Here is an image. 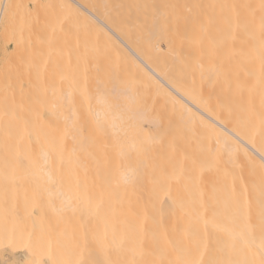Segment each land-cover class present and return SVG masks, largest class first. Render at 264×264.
<instances>
[{"label": "bare ground", "instance_id": "1", "mask_svg": "<svg viewBox=\"0 0 264 264\" xmlns=\"http://www.w3.org/2000/svg\"><path fill=\"white\" fill-rule=\"evenodd\" d=\"M74 1L93 34L77 55L62 105L56 102L64 114L52 119L55 135L40 133L46 100H38L35 84L48 82L52 68L41 81L33 74L37 45L28 59L40 111L36 101L22 99L19 84L21 101L11 90L0 97V168H17L15 175L6 171L13 176L0 169V179L7 178L0 180V218L13 224L30 208L24 218L33 216L15 229L7 224L17 231L15 243L28 251L37 243L54 261L61 240L49 228L58 220L54 227L75 240L71 253L87 248L81 257L75 251L78 259L73 254L78 264L85 257L81 264H89L93 245L104 264H264V225L257 219L264 215V0H105L103 11ZM8 2L1 0L0 27ZM32 107L37 121L29 118ZM34 163L40 176L37 166L31 178ZM21 171L40 177L33 180L40 188ZM20 176L23 189L36 188L25 192L35 194L16 195ZM70 222L86 225L89 235L79 226L73 232L90 241L79 242Z\"/></svg>", "mask_w": 264, "mask_h": 264}, {"label": "rangeland", "instance_id": "2", "mask_svg": "<svg viewBox=\"0 0 264 264\" xmlns=\"http://www.w3.org/2000/svg\"><path fill=\"white\" fill-rule=\"evenodd\" d=\"M9 2H8V5H6V7L8 6V9L6 8L5 9V12L7 11V13H4V17H3V19H2V23H3V25H2V23H1V27L0 28H2L1 29V32H0V42L2 43H0V48L2 47V49L0 50V74L3 76V75H5L4 77H2L1 79H0V85L2 86L1 87V89H0V97H3V95H4V93L6 94V92L7 93H11V92H8V91H12V92H16L15 93V101L17 100V98H18V100H20L21 101V99H20V97H19V93H18V91H16V87L18 86V84L19 85H21L22 86V88H20V86H19V88H20V91H21V93H22V99H23V95H25V98H26V101H29V100H32L31 102H35L36 101V103L38 102L39 103V101H37V98H36V96H37V94H35L36 92L38 93V91H33L34 89V81L33 80H31L32 78H33V76L34 75H29V74H31V71H32V69L30 70V65L31 66H33V63H34V61L33 60H37L39 63H37L36 62V65H38L37 66V68H38V71H39V73H38V71H37V73H35L36 72V70L33 72V74H36V75H38V77H39V75L41 76V78L39 77V79L38 80H40L41 81V79H43L44 78V76L46 75L47 76V74H45V73H47V70H48V67L51 69L52 68V73H50V75H48L49 77H47L48 78V82L46 81V79L44 80L43 79V81H41V83L43 84L42 86H40V84L41 83H36L35 85H36V88L40 91L39 93L40 94H43V95H40L39 94V96H37L38 97V100L40 99V98H43L44 99V101L45 102H40V104H51V105H46L45 104V107L43 106V107H41V111H42V109H44L41 113H42V116H43V119L46 121L45 123H46V125H43L41 128H40V133H41V130H43V132H44V134H42V135H44V138H46V136L47 137H51L52 138V136H54L55 135V133H54V131L56 132V128L55 129H53V126H56V123H54L53 122V120L52 119H56L57 118V121H58V116L60 115H62V114H64V112L63 111H61V107H59V105H62L61 104V99H60V97H62L61 96V94H62V92H63V90H65L66 88H67V85H69L68 83L70 82L71 83V78H73V77H71L72 76V70H74V69H78V59L77 58H79V56H80V52H83V50H85V45L88 47L89 46V44L91 43V39H90V33H92V30L91 29H87V25H88V28L90 27L89 25H90V23L91 22H89L88 20L90 19L89 17H88V14L87 13H84V12H82V9H80L79 8V6H77V4H76V2L74 1V0H25L26 2H27V4H26V2L24 1V0H18V1H16L15 0V3H16V6H15V4H14V6H13V3H12V1L13 0H8ZM37 3H36V2ZM77 1H79L81 4H84L85 6H87V7H89V8H96L97 10H99V11H103L104 10V5H105V3H104V1L105 0H77ZM111 1H113L112 3H115V1H117V0H111ZM122 1H124V2H135V1H137V0H122ZM51 2V3H50ZM106 2V1H105ZM107 2H109V0H107ZM10 3V4H9ZM25 3V4H24ZM108 4V3H107ZM0 6H1V0H0ZM12 6V7H11ZM29 6V7H28ZM13 8H15L16 9V11L17 12H19V14H16L17 12H15V10L13 9ZM27 8V9H26ZM21 9V11H19V10ZM31 9V10H30ZM80 11L82 12V13H80ZM15 12V13H14ZM86 14V15H84V14ZM11 14L13 15V17L11 16ZM14 14H15V17H14ZM19 15V16H18ZM84 15V16H83ZM10 20V22H8L9 20ZM87 18H88V20H87ZM4 20H6V21H4ZM14 21V22H13ZM15 21H19V22H15ZM6 22V23H5ZM23 22V23H22ZM8 23H9V25H8ZM15 23H19V29L17 30V28L18 27H15ZM34 23V24H33ZM5 24H6V27H5ZM20 24H21V26H20ZM23 25V26H22ZM9 27V28H8ZM23 28V29H22ZM5 29V30H4ZM20 29L22 30L21 32H20ZM30 29H31V31H30ZM87 29V30H86ZM6 30H9V33H6ZM11 30H12V32H11ZM14 30V31H13ZM18 31H19V34H18ZM91 31V32H90ZM6 33V35H5V33ZM14 33H15V35H14ZM88 33V34H87ZM17 34V35H16ZM21 34V35H20ZM24 34V35H23ZM93 34V33H92ZM2 36H3V38H2ZM14 36V37H13ZM18 36H20L18 39H17V37ZM25 36V37H24ZM93 36V35H92ZM87 37H89V39H86ZM7 38V39H6ZM92 38V37H91ZM28 39H30V40H28ZM19 40V41H18ZM24 41H26L25 42V45H23V42ZM29 41H30V45H28V43H29ZM88 41H90V42H88ZM87 42H88V45H87ZM15 43L17 44V45H15ZM19 43H22L21 44V47L22 46H25V47H22V49H24L23 50V53H21V51H22V49L20 48V46L18 45ZM36 45H37V49L36 50H39V52L37 51V53H38V59L36 58L37 56H33L34 54H33V51L32 50H34L35 48H36ZM19 46V47H18ZM19 48L18 50H20V51H18L20 54H19V57H18V52H17V50L15 51V48ZM33 48L31 51H30V53L31 54H33L31 57L29 56V52H28V50H29V48ZM86 47V49H88ZM7 48V49H6ZM11 52V53H10ZM17 54H16V53ZM86 52V51H85ZM5 53V54H4ZM9 53V54H8ZM35 53V52H34ZM10 54H12L11 56H10ZM79 54V56H77ZM14 55V56H13ZM16 55V56H15ZM21 55H23V58H26V59H24L25 60V62H26V60L28 59V57H30L31 58V60H32V57H35V58H33V63H31L30 64V59H28L27 60V62H28V64L27 63H25L26 65H24L23 64V62H22V59L23 58H21ZM18 57V59L17 60H15L16 58ZM3 60H2V59ZM74 58H75V60H74ZM5 59V60H4ZM7 59H9V61L7 60ZM11 59V60H10ZM44 59V60H43ZM8 62H7V61ZM3 61V62H2ZM6 61V64L4 63ZM73 61H76L77 62V67L76 68H73ZM11 64H10V63ZM3 63H4V65H3ZM9 63V64H8ZM22 64V67L23 66H25V67H20L21 66V64ZM44 65V67H43V65ZM3 65V66H2ZM11 65H13V67H12V70H11ZM4 68L5 67V70H4V73H6L7 72V75L6 74H3V69H2V67ZM8 66V67H7ZM10 66V67H9ZM34 66H35V63H34ZM39 66L42 68H39ZM48 66V67H47ZM7 67V68H6ZM15 67V68H14ZM16 67H18L17 69H18V71H17V69H16ZM36 67V66H35ZM25 68V69H24ZM34 68V67H33ZM2 69V70H1ZM10 69V70H9ZM15 69V71H13ZM26 69H27V71H26ZM36 69V68H35ZM49 69V70H50ZM20 70V71H19ZM21 70H22V72H21ZM40 70H41V74H40ZM43 70V71H42ZM13 71V72H12ZM9 72H10V74H9ZM16 73V75H17V77L16 76H14L15 75V73ZM23 72H25V74H23ZM43 72V73H42ZM50 72V71H49ZM49 72H48V74H49ZM21 74H23V76L21 75ZM76 75V73H73V75ZM35 75V76H36ZM1 77V76H0ZM31 77V78H30ZM5 78V79H4ZM6 78H8L10 81H9V83L6 81ZM13 78V79H12ZM35 78V77H34ZM37 78V77H36ZM75 78H76V76H75ZM74 78V79H75ZM3 79V80H2ZM15 79V81H14V84H13V80ZM20 79H21V81H20ZM25 79H26V81H25ZM73 79V80H74ZM12 81V82H11ZM17 81V84H15V82ZM27 81H28V83H27ZM36 81V80H35ZM44 81H46L45 82V84H44ZM20 82L22 83V84H20ZM32 82V83H31ZM74 82H75V80H74ZM37 84H38V86H39V88H38V86H37ZM49 84L51 85V87H52V89H51V87L49 86ZM72 84H73V82H72ZM15 85H16V87H15ZM46 86H49V89L47 88V90L48 91H46ZM7 87V88H6ZM41 87V88H40ZM45 89H44V88ZM62 87H64L63 89H62ZM33 90H32V89ZM35 88V89H36ZM41 89H42V92H41ZM5 90H7V91H5ZM19 90V89H18ZM60 90H62V91H60ZM31 91H33V94L31 95L32 97H30V95H29V93L31 94ZM46 91V92H45ZM27 92H28V94H27ZM44 92V93H43ZM59 92H60V94H59ZM44 94H46V95H44ZM60 96H59V95ZM7 95V94H6ZM10 95V94H9ZM16 95H18V96H16ZM28 95H29V97H28ZM36 95V96H35ZM63 95V94H62ZM10 96H12V94L10 95ZM20 96H21V94H20ZM5 97V96H4ZM7 97V96H6ZM13 97V96H12ZM1 99V98H0ZM5 98H3V100H4ZM12 99V98H11ZM11 99H9V97H8V100H10L11 101ZM43 99H41L42 101H43ZM60 99V100H59ZM7 100V102H10V101H8ZM13 100V99H12ZM18 100L16 101V102H18ZM25 100V99H24ZM23 100V101H24ZM6 101V100H5ZM49 101H51L50 103H49ZM55 101V102H54ZM13 102V101H12ZM30 102V101H29ZM30 102V103H31ZM56 102H58V103H60L59 105L56 103ZM71 102V101H70ZM38 103H37V106H38V108H36V105H35V103L33 104H31L32 106H34L35 105V110L36 111H40V108H39V105H38ZM68 104H69V102H67ZM66 103V105L68 106V104ZM74 103V102H73ZM73 103L71 102V104H70V107L71 106H73ZM30 105V106H31ZM52 105H55V107L54 106H52ZM56 105H57V107H59V110L58 109H56ZM65 105V102H64V106L63 107H65L66 106ZM76 105V104H75ZM41 106V105H40ZM48 106V108H46ZM63 107H62V110H64L65 111V109H63ZM33 108V107H32ZM49 108H51V109H49ZM66 108V107H65ZM68 108H69V106H68ZM34 108H33V111L31 110V112L30 113H34ZM55 110V111H54ZM57 110H58V113H56L57 112ZM61 111V112H60ZM29 111H27L26 113L28 114V117H29V114L30 113H28ZM63 112V113H62ZM66 113H67V111H65ZM32 113V114H33ZM54 113V114H53ZM61 113V114H60ZM37 114H38V112H37ZM40 114V113H39ZM35 115V116H34ZM30 116H31V114H30ZM41 116V115H40ZM37 117H39L38 115H37ZM29 118H33V119H35L36 118V113H34L33 114V117L31 116V117H29ZM41 119H42V117H41ZM36 121H37V119H35ZM38 123L36 122H34L35 123V125L36 124H38L37 125V128H39L38 126L40 125V117L38 118ZM44 120H41V121H44ZM56 121V122H57ZM47 123H49V125L47 124ZM54 124V125H53ZM41 125H42V123H41ZM52 127V128H51ZM37 128H36V130H37ZM43 128V129H42ZM44 129H46V131L44 130ZM49 130H50V133H49ZM53 131V132H52ZM47 132V133H46ZM37 133L38 134H40L39 132H38V130H37ZM45 133H46V135H45ZM53 133V134H52ZM49 135V136H48ZM30 166H31V169L30 170H28L27 172L29 173L30 172V177L32 178V177H34V174H31L32 172H35L34 171V169L35 170H37L36 172H38V171H40V169H39V163L36 165V163H34V164H29ZM29 165L27 166V164H26V167H28L27 169H29L30 167H29ZM33 165V166H32ZM36 165V166H35ZM25 166V165H24ZM24 166H22V168L24 167ZM37 166H38V168H37ZM26 167H24V168H26ZM32 167H33V169H32ZM37 169H36V168ZM20 167H18V169H19ZM21 168V169H22ZM1 169V168H0ZM5 170V173H6V175L8 174V176L9 175H12L11 173H7V172H11L12 170H14V169H17V168H15L14 167V169L13 168H10V169H12V170H10V169H8V170H10V171H7L6 170V168H4ZM24 169H22V171H23ZM33 170V171H32ZM1 171H3L2 169H1ZM3 171V172H4ZM7 171V172H6ZM19 171H20V169H19ZM17 172V173H20V172ZM21 171V173H24V174H26V177L29 175V174H27V172L26 171H24V172H22ZM32 171V172H31ZM14 172V173H13ZM26 172V173H25ZM1 174H2V172H0ZM12 173L15 175V170L14 171H12ZM0 174V175H1ZM23 174V175H24ZM37 174H39V172L37 173ZM18 175V174H17ZM22 175V177L23 178H25L26 179V177H24ZM33 175V176H32ZM35 175H36V173H35ZM13 176V175H12ZM11 176V177H12ZM37 176H40V174L39 175H37ZM35 177L34 179H31L29 176V180L31 181H35L37 178H40V177ZM17 177V176H16ZM18 177H19V175H18ZM21 176H20V178H22ZM28 177H27V180H28ZM15 178V177H14ZM18 179L17 180V182H19L20 181V183H19V186H21L22 187V185L24 184V186H26L27 184H25V183H27V182H25L24 180L25 179ZM1 179H7V178H1ZM0 179V180H1ZM8 179H10V178H8ZM13 180V179H12ZM26 180V181H27ZM29 180H28V183H29ZM39 180V179H38ZM38 180L37 181H35V182H38ZM16 181V180H15ZM22 181L23 182H25V183H22ZM33 181V182H34ZM40 181V180H39ZM2 182H4V181H2ZM2 182H1V184H2ZM7 182H8V180H7ZM7 182L5 181V183L7 184ZM12 182H14V180L12 181ZM10 183L11 184V186H10V184H9V186H6V184L5 185H1V186H6L7 188L6 189H8L9 187V189L11 190V189H13L14 187L16 188V190H15V188L13 189L14 191H16L17 192V194L16 193H14V194H16V195H21L23 192V198L25 197H27V196H25V194H27L25 191V189L26 188H28L29 190L30 189H35L36 190V185L38 184V183H36L35 184V182H34V185L32 184V183H30L31 185H32V187L33 186H35L34 188H32V187H26L25 189H23V187L21 188V187H19L17 184H16V186H14V187H12L13 185H15L14 183ZM21 184V185H20ZM41 186V185H40ZM40 186H38L37 185V187H38V189L40 188ZM12 187V188H11ZM19 189V191H18V189ZM20 190L21 191H23L22 193L20 192ZM32 191V190H31ZM34 191H32V193H33ZM36 192H39L38 190L36 191ZM19 193V194H18ZM32 193H30L29 192V195L31 196L32 195ZM33 194H35V193H33ZM19 195V196H20ZM28 195V196H29ZM21 197H19L18 198V196H16V198L15 199H20ZM22 198V199H23ZM17 200H16V203L18 204L19 202L21 203H24L25 201H19V202H17ZM21 200V199H20ZM20 203L18 204V206L20 207ZM26 203H24V206L25 207H23L22 205L23 204H21V208H28V206L29 205H25ZM9 206V205H8ZM17 206V205H16ZM27 206V207H26ZM18 207V208H19ZM30 207V206H29ZM7 208H9V207H7ZM18 208H16V210L18 209ZM39 208L40 207H37V210L38 211H40L39 210ZM30 209H32V208H30ZM30 209H29V211H28V213H27V211H26V209L25 210H23V209H21V213L22 214H24L25 216L28 214L29 215V213H30V215L32 214V211H30ZM41 209V208H40ZM45 210V207L43 208L42 207V210ZM6 210H8V209H3V212L4 211H6ZM16 210H13V211H16ZM22 210H23V212H22ZM35 210V211H34ZM36 210V208L35 209H33V212L34 213H36V214H38L39 212ZM41 210V212H44L45 213V211L43 210L42 211ZM2 211V210H1ZM0 211V212H1ZM12 211V210H11ZM20 210L18 209V212H19ZM9 212V211H8ZM25 212V213H24ZM40 212V213H41ZM13 213H16L17 214V211L16 212H13ZM20 213V212H19ZM1 214H2V212H1ZM0 214V215H1ZM5 215H4V218L6 217V213H4ZM8 214V213H7ZM9 214H10V212H9ZM3 215V214H2ZM2 215H1V217H2ZM18 215V214H17ZM10 216H12V215H10ZM9 216V217H10ZM19 216V215H18ZM24 216V217H25ZM13 217H15V215L13 214ZM13 217H10V219L12 218L13 219ZM20 217V216H19ZM22 218V219H24V222H25V220H26V218L28 219V220H32V218H33V216H27L26 218ZM21 218V217H20ZM3 219V218H2ZM1 218H0V222H2V223H0V262L2 263V264H45V262H47V264H78V263H75L76 262V259H78V257H77V253H78V255H79V252L81 251L79 248H80V241H82V239H86V237L84 238V237H82V235H85V234H88L89 235V233L87 232L88 231V228H87V226H86V228H85V226L83 225V227H81V224H79V225H77V226H79V229L80 228H82V230L84 231L85 229V234L83 233V231H81L82 232V234H81V232H80V230H79V232L77 231V233L76 232H73V231H75L76 229H77V226L75 225V224H77V223H79V221H77V223H73V222H70V224L69 225H71V226H73V224H74V229L72 230V228H71V226H69V225H67L66 227H68L69 229H71V231H72V233H76V235H78V238L80 237V240H79V242H78V240H77V243H79V245H76L74 248L76 249V247L77 246H79V248H77L76 250H74V253H71V251H72V247H73V242L75 241H73L72 242V240L73 239H71V234H70V230H66V228L64 227H61V225L60 226H58V227H61L60 229L59 228H56V227H54L55 225H57V224H60V223H58L59 221L58 220H54L55 222L57 221V224H55V225H53L52 224V221H49V222H51L50 224H49V227H50V225L51 226H53V227H50L49 228V230H51V228H55V233L54 234H52V236L54 235V236H56L57 238H60V240H61V244H59L58 246H57V249H56V254H57V256H58V258H56V259H54V261H49V260H47V258H46V255L44 254V252H45V250H42V248H41V246L39 245V244H37V243H34V244H32L30 247V250L28 251V248H27V246L26 245H22L24 242H20V243H22V244H17V243H15V241H14V238L12 237V236H14V233L16 232V235H17V231L16 230H14L15 229V227H20V226H17L18 224H19V222H20V224L22 223H24L23 221L21 222V221H19V220H22V219H19L18 220V218H17V216H16V218L15 219H13V221L14 220H16V221H14V223L15 222H18L17 223V225H16V223H15V227H14V223L12 224V223H10V222H12V220L10 221L9 220V222L8 223H10V225L11 226H13L14 227V229H11L12 227H10V226H7V222H4L3 223V220H2ZM9 219V218H8ZM258 220H259V224L260 225H264V215L263 216H258V218H257ZM73 223V224H72ZM85 223V222H84ZM21 224V225H22ZM25 224H27L26 222L23 224V225H25ZM22 225V226H23ZM25 227H28V225L27 226H25ZM16 228V229H17ZM26 229H28V228H26ZM56 229H58V230H56ZM19 230H21V228L19 229ZM18 230V231H19ZM58 231V232H57ZM20 232V231H19ZM54 232V231H53ZM79 233L81 234V236H79ZM20 234V233H19ZM28 234H30V232H28ZM76 235H74V236H76ZM87 236V235H86ZM32 237H34V235L32 236ZM56 237H54V238H56ZM81 237H82V239H81ZM89 237V236H88ZM53 238V239H54ZM56 238V239H57ZM21 239V238H20ZM19 239V240H20ZM74 239H77V236H76V238H74ZM88 239V241H90L89 240V238H87ZM86 239V240H87ZM55 240V239H54ZM60 240H58L57 239V241L59 242ZM23 241V240H22ZM85 241V240H84ZM83 241V242H84ZM88 241H86V242H88ZM86 242H85V244H86ZM76 243V244H77ZM58 244V243H57ZM56 244V245H57ZM74 244H75V242H74ZM89 244V246H90V242L88 243ZM81 245H83L82 243H81ZM88 246V248H90ZM98 246V245H97ZM98 248V247H97ZM97 248H96V245L94 246H91V248L90 249H92V250H90V253H91V259H89V260H86V263L87 262H89V264H104V257H103V255L97 250ZM79 249V250H78ZM82 249V248H81ZM87 249V248H86ZM86 249H84V250H82L81 252H80V257L82 256L81 255V253L83 252V251H85ZM22 250H25V252H26V254H24V252L22 251ZM78 250V251H77ZM75 251H77V253L75 252ZM73 252V251H72ZM75 253H76V259L73 257V254L75 255ZM72 254V255H71ZM84 254V253H83ZM85 255V254H84ZM89 255V254H88ZM87 255V256H88ZM86 256V255H85ZM86 258V257H85ZM84 258V259H85ZM88 258H90V256L88 257ZM87 258V259H88ZM84 260L83 258H80V260ZM80 260L78 261L79 262V264H81V262H80ZM0 263V264H1ZM83 264V263H82Z\"/></svg>", "mask_w": 264, "mask_h": 264}, {"label": "snow or ice", "instance_id": "3", "mask_svg": "<svg viewBox=\"0 0 264 264\" xmlns=\"http://www.w3.org/2000/svg\"><path fill=\"white\" fill-rule=\"evenodd\" d=\"M45 264H47V262H45Z\"/></svg>", "mask_w": 264, "mask_h": 264}]
</instances>
